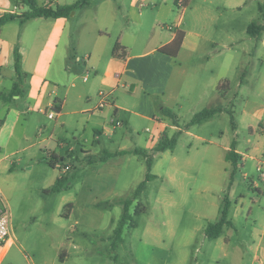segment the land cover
<instances>
[{
  "label": "rangeland",
  "instance_id": "rangeland-1",
  "mask_svg": "<svg viewBox=\"0 0 264 264\" xmlns=\"http://www.w3.org/2000/svg\"><path fill=\"white\" fill-rule=\"evenodd\" d=\"M206 1L191 0L183 5L179 0H140L135 7L130 0H122L121 7L109 0L75 2L69 14L75 42L78 34H88L95 15L101 11V15H107L112 7L114 15H137L133 20L122 19L125 32L131 40L136 38L132 54L144 52L153 28L161 29L154 15L183 16L187 28L198 29L217 42L234 40L230 90L226 89L230 99L219 101L216 91L213 96L200 98L202 85L195 68L198 59L194 57L190 74L172 81V87H183L185 95V100L173 107L183 132L174 149L155 155L152 173L156 177L135 198L137 186L146 178V159L141 154H121L120 148L150 151L165 134L172 137L178 131L170 126L163 128L159 138L158 122L142 116L158 115L159 103L154 100L152 86L142 96H132L123 86L110 93L111 88L94 85L92 76L85 81L84 55L72 44L65 64L56 59L52 66L59 81L55 96L64 103V116H59L56 109H51L56 116L52 119L27 111L24 99L20 103L10 100L7 111L3 105L9 101L0 99V118L6 124L0 127V205L11 213V236L15 240L1 264H239L236 245L247 252L253 243V215L264 219V31L260 38L247 33L252 22L264 24L260 11L264 0H234L232 4L239 7L235 9H229L230 0H214V4ZM0 7L14 8L18 14L29 10L20 0ZM6 13L13 12L0 16ZM175 18H170L166 26H173ZM210 49L204 48L199 54H209ZM77 54L81 55L78 62ZM221 60L217 58L214 66ZM129 68L145 75L162 71V79L169 72L167 62L158 55L148 61L135 59ZM12 69L7 66L6 73L0 75L5 83L11 80ZM20 71L24 79L21 64ZM100 91L123 106L118 115L123 125H115L113 133L108 131L112 117L81 111L96 106L95 101L87 103ZM232 102L236 129L227 112L187 127L202 109ZM18 111L19 120L11 133ZM234 141L246 157L244 161L240 157L232 181L233 166L226 155ZM104 151L112 153L107 161L100 160ZM54 153L64 159L53 166L50 160ZM58 174L65 180L60 191H53ZM226 195L232 202L228 217L233 228L226 226L222 233L225 238L234 233L228 244L223 236L211 240L205 235L208 223L220 218ZM242 196L245 205L237 212L241 207L237 200L242 201ZM258 197L260 206L254 202ZM128 200L132 202L122 240L114 246L115 228Z\"/></svg>",
  "mask_w": 264,
  "mask_h": 264
},
{
  "label": "crops",
  "instance_id": "crops-1",
  "mask_svg": "<svg viewBox=\"0 0 264 264\" xmlns=\"http://www.w3.org/2000/svg\"><path fill=\"white\" fill-rule=\"evenodd\" d=\"M11 1L12 0H1L0 4L2 6H8ZM38 1L42 3L43 0ZM52 1L53 0H50L48 4L51 3L50 6L55 7V5L73 4L79 0H63V2H60V0H54L53 3ZM109 1L110 3L118 2L120 7L123 5L122 0ZM186 1L190 4L191 0H185V2ZM206 2L214 4V0H207ZM232 3H234V0H230L229 9L239 8L236 4ZM130 5L135 7L137 4L135 0H130ZM225 9L228 8L225 7ZM101 14L102 11L100 12V15L94 16L91 27L85 37H83L82 34H78L77 42H75L76 40L73 41V23L70 16L59 18L37 17L25 21H23L22 18H17L3 25L0 29V75L6 73L7 66L12 67L13 72L9 83H5L4 79H0V94L5 95V93H10L17 81L15 56L18 51L21 57L20 64L25 78L21 85L22 94L14 97L12 101L20 103L21 100L24 99L27 111L44 113L48 118H50L49 113L51 112V109H56L59 116H64V103L55 96L57 94V89L59 88V81L56 79V73L52 72V66L56 59L59 60L61 65L65 64V60L69 55L68 49H71L72 44H74V50L81 52V55H84L82 59L85 61V67L83 68L84 79L87 77V80L85 81H89L90 76H92L94 85L100 83L103 86L109 87L111 88L110 93L116 92L117 89H120L123 86L124 89L130 91L132 96H138V94L142 96L141 94H145L146 89L150 91L148 87L152 86V92L156 93L154 100L159 103L157 104L158 115L155 114L154 118L146 114H142V116L148 119L152 118L151 121L155 122L156 120L158 122L157 124L160 126V129L157 130L158 134H160L159 138L163 128L170 126L177 131L181 129L179 123L175 124L173 118L166 115L163 112V109L168 108L175 113L173 107L175 105L179 106L181 101L185 100L183 87L182 89L177 88V86L172 87V81L179 75L184 76L187 73L190 74L189 71L190 68L193 67L192 64H194V57L198 59L195 68L198 75L200 74L199 84L200 86L202 85L200 98L208 95L213 96L216 91V99L219 101L222 99L225 102H229L230 98L229 96L226 97V89L230 90L229 73L232 66L230 63V51L232 50V47H234V40L217 42L214 38L208 37L198 29L187 28V24L184 25L183 23V16L176 19L175 16L172 15H154L156 18L155 21H157V27L161 29H157L156 27L153 28L151 39L148 41V44L146 45L147 48L144 52L132 54L136 38L133 36L135 39L131 40L132 37L125 32L124 21L122 22V19L129 17L133 20L136 19L137 15H114L115 11L113 7L107 15ZM170 18L176 19L174 25L166 26V22ZM177 31H182L185 34L178 55L176 57H171L161 53L159 49L164 45L171 43L174 40ZM229 37L230 36L228 35V38ZM217 47H222L223 50L218 49ZM204 48L206 50L211 48L209 54L200 55L199 52ZM81 55L77 54L75 56L77 62L81 60ZM157 55L160 59L165 60L169 67V72L165 79L161 78L162 71H151L149 74L146 73L147 75H145L143 73L141 74L139 71L130 70L129 65L135 59L148 61ZM219 57H222V60L217 66H214V61ZM154 87H158V90H155ZM152 92H149L148 96H151L150 93ZM98 95L99 94H97V97L94 95L87 103L90 104L95 101V107L87 106L82 108L81 111L92 112L93 114L98 113L112 118L113 116H117L116 119L120 120L118 115L120 114V110L123 109L122 104L113 98L109 103L100 108V96ZM3 101H5V99ZM140 102L143 104V100H140ZM10 104H12L10 101L4 103L3 107L8 111L11 108ZM233 105L234 103L232 102L231 104L222 103L211 107L221 106L224 109L217 115L223 112L233 114L234 110L231 109ZM19 116L20 111L16 113L15 120L11 125V133H13V129L19 120ZM55 117L56 116H54V118ZM122 117L123 120L126 119L124 116ZM178 118L179 116L177 115V120ZM1 120L0 127L4 128L6 125L5 120ZM108 129L110 133L115 132V126L113 125L111 126V129ZM98 133L99 135H103L102 131ZM156 145H154L153 148ZM120 149L134 150L135 148ZM71 150L74 151V149ZM86 150L84 149V151ZM227 151H229V149ZM90 152L91 151H86V153ZM237 152L244 161L246 156L238 149V144ZM53 155L58 156L60 160L64 159L59 153H54ZM258 168H260V166H258ZM59 177L60 174H58L57 179H59ZM262 177L264 178V173L262 174ZM254 186L258 187V184L254 183ZM261 193L263 195L264 190H262ZM241 200L242 201H240V199L237 200V204L241 206L240 209H237V212L243 211L242 208L245 205L243 196ZM261 201L260 197L254 199V202L259 206ZM252 210L253 209L251 208L250 212H252ZM253 217L254 219L251 223V227L253 228V243L250 245L247 252H244L240 246L236 245L237 249L235 256L237 257L239 264H264V219L263 216H261V220H259L256 215H253ZM228 227L233 228V226ZM229 235L226 237L227 240H225L226 238L223 233L220 236H223V239L226 242L225 244H228L234 233L233 235H230L231 237ZM13 243H15L14 238L11 243L2 247L0 250V264L5 259Z\"/></svg>",
  "mask_w": 264,
  "mask_h": 264
},
{
  "label": "trees",
  "instance_id": "trees-1",
  "mask_svg": "<svg viewBox=\"0 0 264 264\" xmlns=\"http://www.w3.org/2000/svg\"><path fill=\"white\" fill-rule=\"evenodd\" d=\"M23 4L27 5L29 7L28 11H25L21 14L18 13H6L2 16H0V29L3 25L6 23L13 21L17 18H22L23 21L29 20L32 18L37 17H44V18H59V17H68L70 12L74 9L75 5L77 3L73 4H67V5H56V7L50 6V5H40L38 0H21ZM261 11L263 12L264 17V5L260 6ZM248 34L255 38H260L264 31V24H258L257 22H252L248 26ZM184 32L177 31L176 36L174 40L164 45L159 49V51L163 54L169 55L171 57H176L181 49L183 40H184ZM16 70L18 74V78L16 83L13 86L12 91L9 93V95H3L0 94V97L4 98L7 101L13 100L14 97L19 96L22 94L21 85L23 83L22 79V72L20 71V63H21V57L18 51L16 52ZM224 109L221 106L217 107H208L204 108L201 111L197 112L194 117L192 118L191 122L187 125V127L191 126L192 124H201L204 121H207L213 117H215L219 112L223 111ZM163 112L172 117L175 124H178L177 116L174 114L170 109L164 108ZM232 117V123L233 127L236 129V122L234 115L231 113ZM2 120L0 119V124ZM183 132L182 129L178 130L176 134H174L172 137H169L167 134H165L162 139L158 142V144L152 149L147 150L145 148H139L136 147L134 150H121V154H141L146 159L147 164V174L145 180L139 183V185L136 188L135 191V198L142 194L144 189L147 187V183L154 179L156 176L152 173L153 168V161L156 153L166 151L168 149H174L179 134ZM112 155V153L108 151H104V154L100 157L101 161H107L109 157ZM59 157L56 155H52V159L50 160V164L53 166L57 163L55 161H58ZM226 160L230 161L233 169L231 173V180L235 178V174L237 170L239 169V162H240V155L237 152V142L234 141L226 155ZM65 180V177L57 179V181L52 186L53 191H60L63 186V181ZM232 183V182H231ZM132 200L126 201L124 205V212L122 214V217L115 228V240L113 242V245L115 246V242L119 241L121 238V233L123 231L124 225L127 223L128 216H129V206L131 205ZM231 206V200L228 195H226L223 199V204L221 207V216L216 222H209L206 229L205 234L206 236L213 240L217 239L221 236L223 229L225 226H233V222L229 219V211Z\"/></svg>",
  "mask_w": 264,
  "mask_h": 264
},
{
  "label": "built area",
  "instance_id": "built-area-1",
  "mask_svg": "<svg viewBox=\"0 0 264 264\" xmlns=\"http://www.w3.org/2000/svg\"><path fill=\"white\" fill-rule=\"evenodd\" d=\"M43 1L45 2V4H48L50 0H43ZM139 1L140 0H135L136 4ZM179 2L183 5L185 4V0H179ZM14 8L17 9V6L15 5ZM14 8L6 9L3 7H0V13H2V12H13L14 13L15 12ZM85 80H87V77H85ZM99 95H100L99 107L101 108V107L105 106L107 103H109L110 100L107 99L108 95L102 91L99 92ZM54 116H55V113L53 111H51L49 113V117L54 118ZM111 122H112L113 126L122 124V122L120 120L116 119V117L112 118ZM114 123H116V124H114ZM66 169H69L68 165L65 167L64 170L66 171ZM12 239H13V237L11 236V213L8 210V208L0 205V244H2V247H5L9 243H11Z\"/></svg>",
  "mask_w": 264,
  "mask_h": 264
}]
</instances>
